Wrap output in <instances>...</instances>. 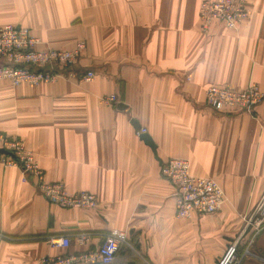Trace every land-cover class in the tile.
Instances as JSON below:
<instances>
[{"label":"crops","instance_id":"obj_1","mask_svg":"<svg viewBox=\"0 0 264 264\" xmlns=\"http://www.w3.org/2000/svg\"><path fill=\"white\" fill-rule=\"evenodd\" d=\"M204 1L0 0V29L27 28L40 48L86 46L75 77L0 80V148L21 142L49 182L98 199L94 210L60 208L0 163V264L91 252L112 230L129 240L112 264H217L237 241L240 255L250 251L242 264H264V219L250 224L264 196V103L222 113L205 98L212 85L264 92V0H246L250 17L237 30L214 23L207 34ZM108 95L119 103L103 104ZM171 158L221 186L220 212L177 218L175 187L161 173ZM58 237L70 247H51Z\"/></svg>","mask_w":264,"mask_h":264},{"label":"built area","instance_id":"obj_2","mask_svg":"<svg viewBox=\"0 0 264 264\" xmlns=\"http://www.w3.org/2000/svg\"><path fill=\"white\" fill-rule=\"evenodd\" d=\"M250 17L246 0H207L200 7L202 31L210 32L214 23H221L227 28L237 30ZM43 42L32 35L27 28L12 25L0 29V80H8L14 86L23 84H52L59 79L75 77L70 69L77 64L86 46L79 43L71 50L40 48ZM93 71H88L84 81L95 78ZM206 105L216 112L243 111L252 113L264 103V92L251 83L245 89H237L230 84L212 85L205 92ZM103 104L116 106L117 95H108L101 99ZM140 129L138 135L146 133ZM2 149L14 153V157L0 155V163L5 167H18L32 182L41 195L52 205L63 209H88L98 207V199L89 192L70 194L65 185L49 182L44 170L39 166L36 157L19 141H2ZM162 176L175 187L176 216L179 219H190L194 215L215 214L222 210L225 193L214 180L193 175L190 163L182 158L169 159L161 169ZM261 214L264 219V196L252 217ZM251 219V220H252ZM259 220L257 222H259ZM256 222V223H257ZM262 221L259 223L261 225ZM5 238L0 232V243ZM79 245L88 244L86 234L78 237ZM51 247L68 249L71 240L68 237L53 238ZM122 246H129L125 232L110 231L103 243L94 251L73 255H47L39 259L38 264H112ZM239 242L229 245L217 264H242L250 255L246 248L240 255Z\"/></svg>","mask_w":264,"mask_h":264},{"label":"water","instance_id":"obj_3","mask_svg":"<svg viewBox=\"0 0 264 264\" xmlns=\"http://www.w3.org/2000/svg\"><path fill=\"white\" fill-rule=\"evenodd\" d=\"M144 140L147 142V144L152 148V150L154 151V153L156 154V146L152 143L151 139L148 136H144ZM0 155H4V156H10V157H14V153L10 152L6 149H2L0 148Z\"/></svg>","mask_w":264,"mask_h":264},{"label":"rangeland","instance_id":"obj_4","mask_svg":"<svg viewBox=\"0 0 264 264\" xmlns=\"http://www.w3.org/2000/svg\"><path fill=\"white\" fill-rule=\"evenodd\" d=\"M261 201V200H260ZM259 219H262L261 214H257L254 216V218L250 221V224L256 223Z\"/></svg>","mask_w":264,"mask_h":264},{"label":"trees","instance_id":"obj_5","mask_svg":"<svg viewBox=\"0 0 264 264\" xmlns=\"http://www.w3.org/2000/svg\"><path fill=\"white\" fill-rule=\"evenodd\" d=\"M128 249V247L127 246H122L121 248H120V250H119V252L117 253V255H116V258H117V256H119L121 253H123L124 252V249ZM128 252V251H127ZM124 254H126V253H124Z\"/></svg>","mask_w":264,"mask_h":264}]
</instances>
